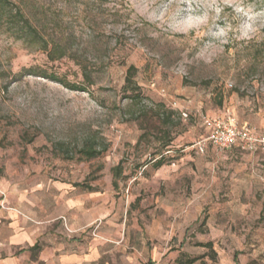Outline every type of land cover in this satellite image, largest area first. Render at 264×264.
<instances>
[{"label":"rangeland","instance_id":"rangeland-1","mask_svg":"<svg viewBox=\"0 0 264 264\" xmlns=\"http://www.w3.org/2000/svg\"><path fill=\"white\" fill-rule=\"evenodd\" d=\"M10 1L73 58L49 61L0 17L1 197L73 185L101 215L85 229L103 232L93 264H264V147H192L202 117L264 137V2ZM129 65L137 105L122 89ZM162 107L174 112L168 126ZM88 146L100 154L85 158Z\"/></svg>","mask_w":264,"mask_h":264},{"label":"crops","instance_id":"crops-1","mask_svg":"<svg viewBox=\"0 0 264 264\" xmlns=\"http://www.w3.org/2000/svg\"><path fill=\"white\" fill-rule=\"evenodd\" d=\"M27 194L0 195V264L98 262L103 232L97 227L88 239L85 229L101 215L87 208L73 185L48 181Z\"/></svg>","mask_w":264,"mask_h":264},{"label":"trees","instance_id":"trees-1","mask_svg":"<svg viewBox=\"0 0 264 264\" xmlns=\"http://www.w3.org/2000/svg\"><path fill=\"white\" fill-rule=\"evenodd\" d=\"M264 2V0H262ZM12 6H14L10 0H0V17L6 15L9 22V30L10 34L15 37L17 40H20L27 48L32 50H40L46 53V56L49 61H55L61 59L63 57L73 58V55L70 51H68L62 44L52 43L51 45L41 36L38 30L32 25L29 18L21 11L20 8L15 7L13 11ZM26 75H36L38 77H43L49 79L50 81L57 82L63 87L73 90V91H85L84 87L78 86L76 84L69 83L64 79L57 77L53 73L47 74L36 73L32 69H23L20 73ZM136 73V69L133 65H129L125 70L124 84L122 89L124 92H129L125 98L128 99L130 105H137L142 101V95L140 93L139 87H137L135 81L133 80ZM83 78L85 80H90V76L87 73H83ZM174 112L164 109L163 107L156 111V115L160 122L166 126H168L171 121V117ZM170 131H167L168 140L164 143L163 147H167L172 140L170 136ZM208 132H205L204 136H201L200 141L207 136ZM84 154L85 158H94L100 153L96 151V149L92 146L84 147L80 151ZM162 157L158 159L155 163V167H160L162 165ZM113 186H116V183L113 182Z\"/></svg>","mask_w":264,"mask_h":264},{"label":"built area","instance_id":"built-area-1","mask_svg":"<svg viewBox=\"0 0 264 264\" xmlns=\"http://www.w3.org/2000/svg\"><path fill=\"white\" fill-rule=\"evenodd\" d=\"M201 123L208 134L192 146L199 153L204 151L206 143L221 150H227L236 145L249 150L255 149L256 146L264 147V137L255 136L252 129L247 126H238L229 117L225 119L202 117Z\"/></svg>","mask_w":264,"mask_h":264}]
</instances>
